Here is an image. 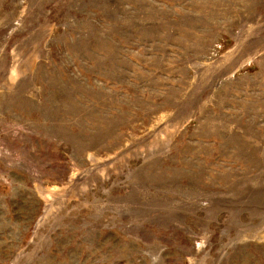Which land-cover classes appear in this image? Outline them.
Here are the masks:
<instances>
[{"label": "rangeland", "instance_id": "1", "mask_svg": "<svg viewBox=\"0 0 264 264\" xmlns=\"http://www.w3.org/2000/svg\"><path fill=\"white\" fill-rule=\"evenodd\" d=\"M0 264H264V0H0Z\"/></svg>", "mask_w": 264, "mask_h": 264}, {"label": "bare ground", "instance_id": "2", "mask_svg": "<svg viewBox=\"0 0 264 264\" xmlns=\"http://www.w3.org/2000/svg\"><path fill=\"white\" fill-rule=\"evenodd\" d=\"M193 85V84H192Z\"/></svg>", "mask_w": 264, "mask_h": 264}]
</instances>
